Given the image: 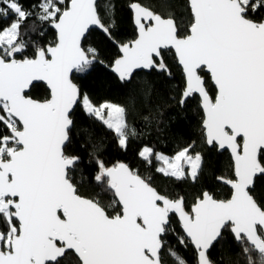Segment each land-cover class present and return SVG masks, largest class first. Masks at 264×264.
Wrapping results in <instances>:
<instances>
[{
  "label": "snow or ice",
  "instance_id": "obj_1",
  "mask_svg": "<svg viewBox=\"0 0 264 264\" xmlns=\"http://www.w3.org/2000/svg\"><path fill=\"white\" fill-rule=\"evenodd\" d=\"M105 7L109 22L97 0H0V264H62L69 250L77 264H164L173 217L183 232L178 242L194 247L196 264H217L212 253L226 238L239 247L233 264L241 258L264 264V204L252 194L255 180L264 177V16L257 15L264 0H188L191 20L183 32L172 15L131 0L138 35L128 43L113 36L115 5ZM93 26L118 45L112 71L126 85L138 69L170 75L164 56L174 49L184 78L181 105L198 95L205 143L230 150L233 174L218 178L230 187V198L204 191L189 212L182 196L160 193L124 163L108 167L99 145L89 154L99 191L92 198L80 194L72 173L81 158L67 153L76 106L123 149L141 135L129 124L132 112L145 130L160 122L153 105L144 107L150 82L124 105L97 104L73 82V73H87L97 62V49L82 43ZM50 29L55 39L43 43ZM34 82H45L48 96L33 98ZM138 155L148 164L154 157L158 172L178 180L186 177L185 165L195 179L203 159L192 145L171 159L149 146ZM167 254L187 264L173 247Z\"/></svg>",
  "mask_w": 264,
  "mask_h": 264
},
{
  "label": "trees",
  "instance_id": "obj_2",
  "mask_svg": "<svg viewBox=\"0 0 264 264\" xmlns=\"http://www.w3.org/2000/svg\"><path fill=\"white\" fill-rule=\"evenodd\" d=\"M130 2L131 0L97 1L98 11L104 16L106 22L111 21L113 16L108 15L105 5L109 3L115 5L113 36L120 43H128L136 37V30L132 25V15L128 10ZM140 2L164 17L172 15L182 32L189 27L191 13L187 0H140ZM257 15L264 16V12L257 13ZM54 39L55 33L50 29L42 42L47 43ZM83 45L97 49L98 58L89 72L72 75L73 82L81 88V91L87 93L97 104L110 101L124 105L127 104L128 97L133 90L145 85V82H150L152 94L144 107H147L148 103L153 105L158 112L160 122L158 127L145 130L138 112H132L129 116V124L135 125L141 135L130 139L126 149L117 148L109 153L110 139L99 130L96 121L87 116L82 107L76 106L73 113L75 128L72 130L71 143L67 145V153L81 158L79 167L72 173V178L77 184L80 194L92 198L94 191H99L91 179L95 174L96 162L89 155L93 151V145H99L102 147L98 156L108 167L124 163L141 178L147 179L151 186L160 193L170 197L182 196L186 210L189 212L198 196L204 191L213 193L217 199L230 198V190L219 184L217 180L219 177L232 176L231 159L227 152L218 153L216 148L207 147L199 99L194 96L187 99L182 106L180 105L184 78L174 54L170 50L165 51L164 60L170 69V75H161L157 71L137 72L134 74L132 83L126 85L121 84L109 70L114 60L119 57L118 48L113 40L92 30L84 39ZM28 54L31 55V51ZM202 75L209 85L210 95L214 97L215 89L209 76L205 72ZM37 85L30 89V95L35 99H44L49 93L44 85ZM83 129L88 131L84 132ZM89 136L91 140H89ZM188 145H192L194 151L199 152L203 158L195 179L185 177L178 180L165 176L156 170L161 165L154 157L152 163L148 164L138 155L144 146H149L154 149V152L173 157L181 148ZM252 194L259 203L264 204V177H258L255 180ZM96 198L99 199V197ZM111 200L112 197L109 193L103 203L107 205ZM173 228L175 231L170 230L165 237V250L162 257L164 264H175L167 254L169 246L173 247L187 261V264H196V253L190 244L182 246L178 242L177 234L183 235V233L175 217H173ZM237 252H239V247L234 241L226 238L216 246L211 258L217 261V264H220L221 258L223 264H233L238 259ZM62 264H77V258L72 253H67L66 257L62 258ZM241 264H243L242 258Z\"/></svg>",
  "mask_w": 264,
  "mask_h": 264
},
{
  "label": "water",
  "instance_id": "obj_3",
  "mask_svg": "<svg viewBox=\"0 0 264 264\" xmlns=\"http://www.w3.org/2000/svg\"><path fill=\"white\" fill-rule=\"evenodd\" d=\"M97 1H98V0H97ZM187 2H188V0H187ZM189 9H190V8H189ZM128 10L130 11L129 7H128ZM130 13H131V15H132V25H133V27H134L135 30H136V37H137L138 33H137L136 25H135V23H134L133 14H132L131 11H130ZM190 13H191V10H190ZM92 30H96V31L100 32L101 34H103L105 37H107L101 29H99V28H97V27H95V26L91 27V28L89 29V32L92 31ZM53 31H54V30H53ZM89 32L86 34V36L89 34ZM54 33H55V31H54ZM136 37H135V38H136ZM107 38H108V37H107ZM83 41H84V40H83ZM83 41H82V43H83ZM116 46H117V48H118V52H119V56H120L121 53H120V51H119V47H118L117 44H116ZM165 51H166V50H165ZM170 51L174 54L175 59H176V62H177V64H178V66L180 67L181 71H182V67H181V66L179 65V63H178V60H177V57H176V55H175V51H174V49H170ZM109 70H110V72L112 73V75H113V76H114V77H115V78H116L121 84H123V82H121L120 79L118 78V75L112 71V66H111V68H110ZM137 72H145V73H149L150 71H149V70H145V69H138V70H136L135 73H137ZM204 72L209 76L210 82H211L212 86H213L214 89H215V86H214V84H213L212 81H211L210 74H209L207 71H204ZM135 73H134V74H135ZM73 74H74V73H73ZM73 74H72V75H73ZM182 75H183V72H182ZM71 78H72V77H71ZM34 83L44 85L45 88L47 89L48 93H49V90H48L47 85H46L45 82H34ZM29 91H30V90H29ZM214 96H215V95H214ZM196 97L199 99L198 95H196ZM188 99H189V98H188ZM180 105H181V103H180ZM181 106H182V105H181ZM199 107H200V110H201V112H202L203 120H204V112H203V109H202V107H201V105H200V99H199ZM202 127H203V123H202ZM203 130H204V129H203ZM206 145H207V144H206ZM207 147H208V148H212V147L209 146V145H207ZM217 151H218V153H224V152H227L228 155H229V157H230V159H231V163H232V167H233V163H234V162H233V160H232L230 150H219V149H217ZM130 170H131V169H130ZM217 182H218L219 184L223 185L224 187H226V188H228V189L230 190V187L227 186V185H225V184H223L219 179L217 180ZM230 191H231V190H230ZM192 207H193V206H192ZM192 207H191V208H192ZM190 211H191V209H190ZM175 218H176V220L178 221V224H179V226H180V222H179L178 218H177V217H175ZM181 231H182V229H181ZM182 233H183V232H182ZM190 246H191V247L193 248V250L195 251L194 247H193L191 244H190ZM68 253H72V254L76 257L75 253L72 252L71 250H69ZM195 253H196V252H195ZM76 258H77V257H76ZM77 259H78V258H77Z\"/></svg>",
  "mask_w": 264,
  "mask_h": 264
},
{
  "label": "rangeland",
  "instance_id": "obj_4",
  "mask_svg": "<svg viewBox=\"0 0 264 264\" xmlns=\"http://www.w3.org/2000/svg\"><path fill=\"white\" fill-rule=\"evenodd\" d=\"M113 103V102H112ZM96 123V125L98 126V128H99V130L102 132V133H104L106 136H107V138H109L110 139V142H109V149H108V152L110 153V152H113V151H115L117 148H121L119 145H118V143H117V140H116V138H115V136H114V134L112 133V132H110L109 130H107L106 129V127L104 126V125H102L101 123H99V122H95ZM114 137V138H113ZM112 138H113V140H112ZM174 157V156H173ZM170 159L172 158V157H169ZM185 171H186V177L187 178H190V179H193L190 175H187V173H188V167H187V165H185Z\"/></svg>",
  "mask_w": 264,
  "mask_h": 264
},
{
  "label": "built area",
  "instance_id": "obj_5",
  "mask_svg": "<svg viewBox=\"0 0 264 264\" xmlns=\"http://www.w3.org/2000/svg\"><path fill=\"white\" fill-rule=\"evenodd\" d=\"M165 243H166V241H165Z\"/></svg>",
  "mask_w": 264,
  "mask_h": 264
}]
</instances>
